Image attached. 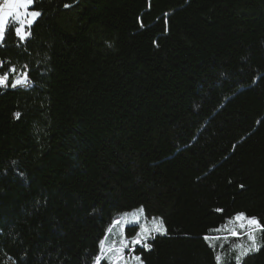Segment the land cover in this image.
Masks as SVG:
<instances>
[{
    "label": "trees",
    "instance_id": "trees-1",
    "mask_svg": "<svg viewBox=\"0 0 264 264\" xmlns=\"http://www.w3.org/2000/svg\"><path fill=\"white\" fill-rule=\"evenodd\" d=\"M35 10L26 42L12 31L0 42V71L27 65L32 82L0 89V264H95L113 220L140 205L168 229L151 250L134 248L144 264H216L217 252L235 264L230 245L247 237H204L228 235L210 230L239 212L264 223V0H35ZM223 87L248 132L219 154L227 188L205 198L193 142ZM167 154L176 179L158 192L147 170ZM259 242L242 264H264Z\"/></svg>",
    "mask_w": 264,
    "mask_h": 264
},
{
    "label": "snow or ice",
    "instance_id": "snow-or-ice-1",
    "mask_svg": "<svg viewBox=\"0 0 264 264\" xmlns=\"http://www.w3.org/2000/svg\"><path fill=\"white\" fill-rule=\"evenodd\" d=\"M70 7V5H65ZM167 15V14H166ZM42 16V12L35 10V0H0V42L6 39V35L9 31H12L20 41V43L26 42L32 35L31 28L39 17ZM167 24V21H166ZM141 26L142 22H141ZM167 30V29H166ZM6 62L0 60V70H3ZM31 80L29 78L27 65L18 69L15 65L9 63V67L6 71H0V89L7 88H29L31 87ZM20 112L14 113V118L19 119ZM240 187H243L241 185ZM217 212H222V209H216ZM144 208L141 206L135 209L131 213H123L118 219L113 220L112 225L107 229V233H113V228L120 225L119 235L121 237L119 246H116V241L113 240L107 247L105 246V240H107V233L105 240L100 241V251L95 257V264H101L103 260H108L111 264H129V258L125 256V249L129 250V253L134 251L135 246H141L142 250L148 251L152 249V245L148 243L150 239L154 240L156 234L166 235L168 229L164 223L162 217H152L149 223H141L144 217ZM139 224V231L130 239L124 236V225ZM232 225V227H229ZM239 229V230H237ZM210 231L214 232H226L228 235H216L205 236L206 241H227L229 237L243 238L247 237L248 243H238L230 245L231 250L238 251V254L234 257L235 264H242L244 257H247L251 253L258 252L262 247L259 242V238L264 236V223L260 218L256 216H248L244 212L236 213L230 217L225 224L221 225L217 229ZM213 249L216 248L215 244H210ZM221 249L224 248V244L219 245ZM224 253L217 252L215 254L216 264H224ZM132 260L143 264L141 256L134 255L130 257Z\"/></svg>",
    "mask_w": 264,
    "mask_h": 264
},
{
    "label": "rangeland",
    "instance_id": "rangeland-1",
    "mask_svg": "<svg viewBox=\"0 0 264 264\" xmlns=\"http://www.w3.org/2000/svg\"><path fill=\"white\" fill-rule=\"evenodd\" d=\"M234 95V90L229 87L216 90L213 101L214 114L205 127L198 133L193 142L196 147V162L208 166L206 174L198 181V195L205 198L214 197L227 188L226 171L221 165V157H219V154L223 151L231 150L235 143L248 132L242 119L238 115L230 113L234 108ZM164 162L163 165L152 164L147 170L151 186L158 192L168 191V189L173 186L176 179L171 165V156L167 154ZM141 206L143 205L120 212L118 218H120L123 213H131ZM144 217L147 219L145 220L142 218L141 223H149L152 217L161 216L158 214L149 215L145 211ZM120 227V225H117L113 228V233H115V235L107 233V240L103 237L102 240H105L106 247L111 244L113 240L116 241V246H119V241L121 239L119 235ZM123 229L124 236L130 239L139 231V224L124 225ZM246 243H248L247 239L245 240V244ZM134 255L141 256L139 253L135 252V250L129 253V250L125 249V256L129 258V264H139V262L130 258ZM101 264H111V262L105 259Z\"/></svg>",
    "mask_w": 264,
    "mask_h": 264
},
{
    "label": "built area",
    "instance_id": "built-area-1",
    "mask_svg": "<svg viewBox=\"0 0 264 264\" xmlns=\"http://www.w3.org/2000/svg\"><path fill=\"white\" fill-rule=\"evenodd\" d=\"M29 74V73H28ZM29 78H30V76H29ZM30 80H31V78H30Z\"/></svg>",
    "mask_w": 264,
    "mask_h": 264
}]
</instances>
